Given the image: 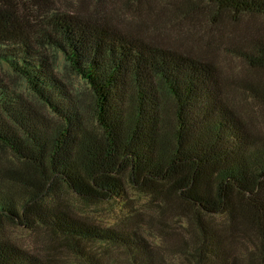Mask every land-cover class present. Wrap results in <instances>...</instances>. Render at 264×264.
<instances>
[{
    "label": "trees",
    "instance_id": "trees-1",
    "mask_svg": "<svg viewBox=\"0 0 264 264\" xmlns=\"http://www.w3.org/2000/svg\"><path fill=\"white\" fill-rule=\"evenodd\" d=\"M206 1L264 15V0ZM45 48L61 53L88 98L57 75ZM239 56L264 67V43ZM0 62L25 83L23 93L0 77V152L11 157L0 165V264H49L5 225L126 244L120 231L73 214L55 196L64 188L99 202L121 197L126 182L169 207L187 204L220 261L234 230H255L264 247V138L224 104L212 63L49 0H0ZM242 85L264 97V80ZM221 215L219 228L211 217Z\"/></svg>",
    "mask_w": 264,
    "mask_h": 264
},
{
    "label": "rangeland",
    "instance_id": "rangeland-1",
    "mask_svg": "<svg viewBox=\"0 0 264 264\" xmlns=\"http://www.w3.org/2000/svg\"><path fill=\"white\" fill-rule=\"evenodd\" d=\"M49 2L60 10L99 20L151 43L212 63L224 104L253 134L264 138V97L252 98L242 85L247 81H263L264 67H251L239 56L252 43H264V15L218 9L206 0ZM45 49L57 75L79 99L88 98L86 86L67 68L61 53ZM0 77L10 88L25 93L21 77L1 62ZM7 158L10 155L1 153L0 165H8ZM55 196L73 214L120 231L126 244L69 240L42 228L3 227L14 242L49 264H264V247L255 230L231 231L216 253L221 256L220 261L203 245L187 204L176 200L181 206L169 207L161 198H153L128 182L121 197L99 202L86 201L64 188ZM211 218L217 227L225 226L223 215Z\"/></svg>",
    "mask_w": 264,
    "mask_h": 264
}]
</instances>
